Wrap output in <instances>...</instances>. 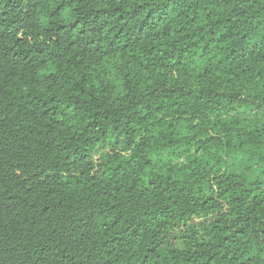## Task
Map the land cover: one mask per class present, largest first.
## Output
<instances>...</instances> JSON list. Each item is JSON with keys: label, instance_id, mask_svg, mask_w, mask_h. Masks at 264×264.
<instances>
[{"label": "trees", "instance_id": "1", "mask_svg": "<svg viewBox=\"0 0 264 264\" xmlns=\"http://www.w3.org/2000/svg\"><path fill=\"white\" fill-rule=\"evenodd\" d=\"M0 264H264V0H0Z\"/></svg>", "mask_w": 264, "mask_h": 264}, {"label": "rangeland", "instance_id": "2", "mask_svg": "<svg viewBox=\"0 0 264 264\" xmlns=\"http://www.w3.org/2000/svg\"><path fill=\"white\" fill-rule=\"evenodd\" d=\"M99 157H100L99 154L95 155L94 156L95 161H99ZM174 243H177L178 244L179 241L178 240H174Z\"/></svg>", "mask_w": 264, "mask_h": 264}]
</instances>
